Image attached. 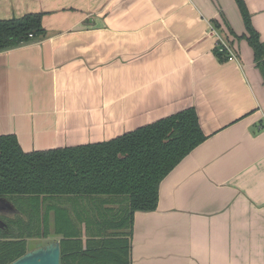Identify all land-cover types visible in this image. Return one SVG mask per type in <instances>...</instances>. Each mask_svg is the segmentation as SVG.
I'll return each instance as SVG.
<instances>
[{
    "label": "crops",
    "instance_id": "1",
    "mask_svg": "<svg viewBox=\"0 0 264 264\" xmlns=\"http://www.w3.org/2000/svg\"><path fill=\"white\" fill-rule=\"evenodd\" d=\"M243 2L264 42V0ZM34 13L44 36L0 52V136L25 153L96 144L193 108L207 139L134 213L129 264H264V85L234 0H0V20ZM50 205L53 229L54 210L72 226L91 211Z\"/></svg>",
    "mask_w": 264,
    "mask_h": 264
},
{
    "label": "trees",
    "instance_id": "2",
    "mask_svg": "<svg viewBox=\"0 0 264 264\" xmlns=\"http://www.w3.org/2000/svg\"><path fill=\"white\" fill-rule=\"evenodd\" d=\"M234 2L245 29L242 39L264 85V42L243 0ZM42 17L34 13L0 20V52L40 40ZM213 54L228 61L220 47ZM206 139L193 108L96 144L25 153L15 136H0V200L13 207L12 216L0 214V264L47 245L35 242L47 237H59L60 264H129L134 213L156 209L160 182ZM61 198L90 200V215L72 226L54 210L49 234L50 200ZM113 204L117 208L109 207Z\"/></svg>",
    "mask_w": 264,
    "mask_h": 264
},
{
    "label": "water",
    "instance_id": "3",
    "mask_svg": "<svg viewBox=\"0 0 264 264\" xmlns=\"http://www.w3.org/2000/svg\"><path fill=\"white\" fill-rule=\"evenodd\" d=\"M59 258V243L50 242L43 247L26 253L11 264H60Z\"/></svg>",
    "mask_w": 264,
    "mask_h": 264
},
{
    "label": "built area",
    "instance_id": "4",
    "mask_svg": "<svg viewBox=\"0 0 264 264\" xmlns=\"http://www.w3.org/2000/svg\"><path fill=\"white\" fill-rule=\"evenodd\" d=\"M211 33L214 34V36L216 37V44H215V46L220 47V50L222 49V50H224V51L227 53V55H228V61H230V60H234L235 57H234V55H233V53H232V50H231V48L229 47L228 43H227V42L225 41V39L223 38V36H222V37L218 36V35L214 32L213 29H211Z\"/></svg>",
    "mask_w": 264,
    "mask_h": 264
},
{
    "label": "rangeland",
    "instance_id": "5",
    "mask_svg": "<svg viewBox=\"0 0 264 264\" xmlns=\"http://www.w3.org/2000/svg\"><path fill=\"white\" fill-rule=\"evenodd\" d=\"M223 38H224L225 40H227L226 37L223 36ZM0 203L3 204V203H4V200H0ZM25 208H26V207H25ZM27 209H28V208H27ZM47 228H48V233H49V234L53 233V227H52V223H51V220H50V219H49V222H48ZM47 239L49 240L50 237H49V238L47 237ZM47 239H43L42 241H39V239H38V240L35 239V242H40L41 244H43V243L45 244L46 241H48Z\"/></svg>",
    "mask_w": 264,
    "mask_h": 264
},
{
    "label": "flooded vegetation",
    "instance_id": "6",
    "mask_svg": "<svg viewBox=\"0 0 264 264\" xmlns=\"http://www.w3.org/2000/svg\"><path fill=\"white\" fill-rule=\"evenodd\" d=\"M0 210L3 212L4 210H6V204L5 203H3V204H1L0 203ZM1 212V213H2Z\"/></svg>",
    "mask_w": 264,
    "mask_h": 264
}]
</instances>
